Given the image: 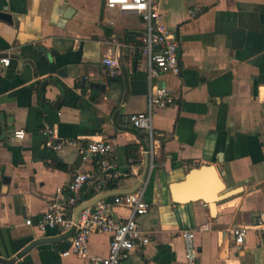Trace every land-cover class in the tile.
<instances>
[{"label": "crops", "instance_id": "obj_1", "mask_svg": "<svg viewBox=\"0 0 264 264\" xmlns=\"http://www.w3.org/2000/svg\"><path fill=\"white\" fill-rule=\"evenodd\" d=\"M105 1L0 0V12L10 17L0 19V54L11 59L0 73V264H97L92 258L108 255L110 235L93 234L88 257H63L66 235L41 233L36 224L51 202L68 196L76 174L94 175L84 202L128 192L147 156L141 188L150 210L137 223L150 243L127 264H188L180 234L193 229L196 264H264V234L249 231L242 247L234 235L264 213V0L162 1L163 22L178 38L181 74L156 82L175 101L154 116L152 142L129 121L148 110V59L139 50L144 26ZM197 7L203 14L191 18ZM105 58L119 63V75L109 76ZM46 127L83 145L115 142L113 160L128 176L98 190V158L84 160L70 147L49 150ZM17 130L24 140L14 137ZM202 166L214 167L224 184L226 195L214 208L182 200L192 188L173 191ZM201 185L207 194L214 189L210 176ZM114 197L102 201L124 222L130 209L114 205Z\"/></svg>", "mask_w": 264, "mask_h": 264}, {"label": "built area", "instance_id": "obj_2", "mask_svg": "<svg viewBox=\"0 0 264 264\" xmlns=\"http://www.w3.org/2000/svg\"><path fill=\"white\" fill-rule=\"evenodd\" d=\"M163 0H106V7L118 9L122 14L138 16L143 23L144 32L139 38L140 52L148 59V79L150 91L148 95V110L146 113L135 114L130 117L132 126L148 135L151 142L154 138V116L158 110L166 109L174 104L173 92L166 87H158L156 82L166 75L180 76L181 62L179 59V42L176 33L163 22L160 6ZM201 7L188 11L191 18L203 14ZM103 63L108 67L110 77L120 73L119 63L111 58H105ZM11 65L9 56L0 54V73ZM46 137L45 146L53 152H59L70 147L78 149L83 159L98 158V176L101 181L97 184L98 190H104L109 182L127 177L121 173L113 160L116 143L106 140H91L83 145L80 140L61 139L57 132L46 127L43 131ZM14 137L24 140L26 133L23 130L14 132ZM153 160L155 150L148 152ZM153 162V161H152ZM153 164V163H152ZM94 175L78 173L68 186V196L64 199L56 198L51 202L36 226L41 233L49 230L58 231L62 235L71 234L68 238V248L61 255L63 257L75 255L89 256V239L93 234H108L111 236L109 252L106 257L92 258L97 264H127L135 249L146 246L150 238L140 229L137 220L148 214L150 206L145 199L146 187L139 188L135 193L118 195L113 198V204L130 209V216L124 222L118 221L111 214V204L100 201L94 207L80 212L75 221L76 208L84 203L82 192L84 186ZM28 226H34L32 220H27ZM207 225L200 230H206ZM254 230L264 234V213H260L252 226L242 227L234 231L237 246L245 245L249 231ZM197 230H184L181 238L185 248V258L188 264H196L198 248L196 245Z\"/></svg>", "mask_w": 264, "mask_h": 264}, {"label": "water", "instance_id": "obj_3", "mask_svg": "<svg viewBox=\"0 0 264 264\" xmlns=\"http://www.w3.org/2000/svg\"><path fill=\"white\" fill-rule=\"evenodd\" d=\"M0 19L9 20L10 17L8 16V14L0 12ZM96 87H98V86H96ZM149 167H150L149 156H147L146 161H145L143 175H142L139 183L135 186V188H133L132 190H130L128 192H123L121 190H118L115 192L101 194V195L96 196L95 198H93L87 202H84L82 205H80L75 210V214H74L75 221L77 220L80 212H82L83 210H85L87 208L94 207L97 203H99L100 201H102L104 199H107L111 196L121 195V194L135 193L139 188L142 187L143 182H145L147 174L149 172ZM207 176H210V179L214 183V189L209 194H207L205 192L203 186L201 185V183L205 181V178ZM9 181H10L9 178H6L4 180V182L6 184H9ZM180 188H192V189H194L193 190L194 194H191L190 196H187L185 199H182V200H203V201L207 202L208 204H210L212 208H214L215 204L219 203L222 200V198L226 195L224 192V184L218 178V176L215 172V169L212 166H202L200 169L191 170L190 173L186 176L185 181L180 185H175L173 187V191L175 193H177ZM70 236H71V234H67L65 236V238L68 239Z\"/></svg>", "mask_w": 264, "mask_h": 264}, {"label": "trees", "instance_id": "obj_4", "mask_svg": "<svg viewBox=\"0 0 264 264\" xmlns=\"http://www.w3.org/2000/svg\"><path fill=\"white\" fill-rule=\"evenodd\" d=\"M98 168V165L96 166ZM115 185H114V182H109L108 183V189H111V188H114ZM95 193L92 192L91 194H89L88 196L85 197V200H88L90 199Z\"/></svg>", "mask_w": 264, "mask_h": 264}]
</instances>
